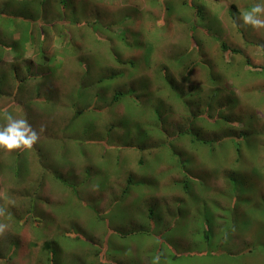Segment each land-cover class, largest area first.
<instances>
[{
  "label": "rangeland",
  "instance_id": "rangeland-1",
  "mask_svg": "<svg viewBox=\"0 0 264 264\" xmlns=\"http://www.w3.org/2000/svg\"><path fill=\"white\" fill-rule=\"evenodd\" d=\"M262 2L0 0V126L40 134L0 152V264H264Z\"/></svg>",
  "mask_w": 264,
  "mask_h": 264
},
{
  "label": "clouds",
  "instance_id": "clouds-1",
  "mask_svg": "<svg viewBox=\"0 0 264 264\" xmlns=\"http://www.w3.org/2000/svg\"><path fill=\"white\" fill-rule=\"evenodd\" d=\"M264 2L254 4L250 10L242 12L239 16L241 26L245 29L251 28L254 31L264 29ZM3 119L5 124L0 126V152L5 155L13 152H23L31 150L39 141L40 134L33 128L27 119L17 118L11 112L4 110ZM40 131H43L41 128ZM5 214L3 207H0V216ZM8 225L0 223V235H2ZM152 264H161V255L153 258Z\"/></svg>",
  "mask_w": 264,
  "mask_h": 264
},
{
  "label": "crops",
  "instance_id": "crops-1",
  "mask_svg": "<svg viewBox=\"0 0 264 264\" xmlns=\"http://www.w3.org/2000/svg\"><path fill=\"white\" fill-rule=\"evenodd\" d=\"M49 77V76H48ZM31 85H30V87H28L27 89H25L22 93H27L28 95L26 96V97H24V99H30V98H32L34 95H33V93L31 92ZM26 102H27V100H25ZM75 118H76V114H75ZM156 149H157V147H156ZM121 152L123 151V149L122 150H120ZM162 161V160H161ZM139 162H140V165H139V169H145L144 171H140V174L138 173V176L137 175H135V176H133L134 177V180H135V182H138L139 180H140V183H141V186L140 187H143V189L145 190L146 189V191H147V188H148V185H153V184H158V183H160L159 182V171L158 172H153V173H149L148 172V169H155V168H159V166H158V162H155V163H151V162H147L145 159H143V158H140V160H139ZM118 166V165H117ZM126 166V165H125ZM121 167H122V165H121ZM126 167H128V166H126ZM152 171V170H151ZM177 172H179V171H177ZM124 175V174H123ZM129 175V174H128ZM126 176L124 175V176H122L121 178L120 177H117V181H118V183L119 184H122V186L125 184L124 182L126 181ZM147 186V187H146ZM111 188H112V186L110 185V184H108V186H107V190H110V191H112L111 190ZM137 188H139V187H137ZM120 193L122 194V192L120 191ZM109 196V195H108ZM129 196V194L128 195H126L125 197L127 198ZM157 197H159V195H157ZM182 197V196H181ZM178 198V196L176 195L175 196V199L174 200H176ZM103 200H106V197H104V199ZM120 203H122V202H119V204ZM118 203L117 204H115V205H118L117 206V208H115V209H110L109 210V214H111V212H114V211H116L118 208H119V205ZM111 207V206H110ZM100 210H94L93 212H91V219L93 220V222H97L96 221V216H97V213L99 212ZM142 216H144V214H141ZM93 217V218H92ZM109 221H111V220H109ZM100 223H101V221H100ZM103 232H105V229L103 230ZM100 253V252H99Z\"/></svg>",
  "mask_w": 264,
  "mask_h": 264
},
{
  "label": "trees",
  "instance_id": "trees-1",
  "mask_svg": "<svg viewBox=\"0 0 264 264\" xmlns=\"http://www.w3.org/2000/svg\"><path fill=\"white\" fill-rule=\"evenodd\" d=\"M183 151H185L186 152V150L185 149H183ZM182 152V151H181ZM186 153H190V152H186ZM193 158V157H192ZM192 158H189L188 159V165L190 164V163H192ZM139 165H140V162H139ZM118 167H119V169H121L123 172H124V175L126 176V181L124 182L125 184L123 185V188H122V190H121V192H122V194H123V196L125 197L126 195H128V194H130V191L133 189V186L135 185L136 187H140L141 186V183H140V180L138 181V182H135V180H134V177H133V175H131V174H129V169L130 168H128V167H121V165L120 164H118ZM181 167H183V165H181ZM189 167L191 168V165H189ZM177 168H178V166H177ZM193 168V167H192ZM185 169H187V168H185ZM184 169V170H185ZM176 171V175H174V176H172V177H170L172 180L169 182V183H171V182H174L175 181V186H177V184H183L184 185V191H186L187 192V190H188V188H189V186H190V184H189V181L188 180H183V177H184V173L181 171V169H179V170H175ZM177 171H179L178 173H177ZM171 173V172H170ZM129 174V175H128ZM165 186L167 185H169V188L170 187H172V185L171 184H164ZM168 188V189H169ZM162 192H163V190H162ZM161 192V193H162ZM122 196V197H123ZM123 197V198H124ZM147 212L149 211L148 209L146 210ZM146 211H144V213L146 212ZM150 215H151V211L150 212H148ZM146 216V215H145ZM98 221H102V219H98Z\"/></svg>",
  "mask_w": 264,
  "mask_h": 264
}]
</instances>
